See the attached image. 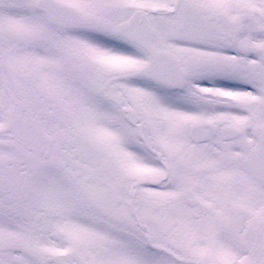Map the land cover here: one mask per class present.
Returning <instances> with one entry per match:
<instances>
[{"label": "snow or ice", "instance_id": "obj_1", "mask_svg": "<svg viewBox=\"0 0 264 264\" xmlns=\"http://www.w3.org/2000/svg\"><path fill=\"white\" fill-rule=\"evenodd\" d=\"M0 264H264V0H0Z\"/></svg>", "mask_w": 264, "mask_h": 264}]
</instances>
